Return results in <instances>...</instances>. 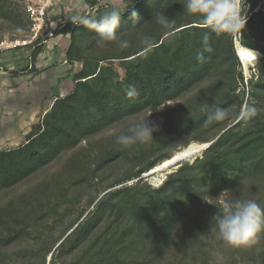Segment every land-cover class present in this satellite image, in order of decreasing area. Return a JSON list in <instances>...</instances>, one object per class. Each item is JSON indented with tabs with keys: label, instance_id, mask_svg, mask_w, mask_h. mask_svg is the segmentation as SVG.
I'll list each match as a JSON object with an SVG mask.
<instances>
[{
	"label": "trees",
	"instance_id": "trees-1",
	"mask_svg": "<svg viewBox=\"0 0 264 264\" xmlns=\"http://www.w3.org/2000/svg\"><path fill=\"white\" fill-rule=\"evenodd\" d=\"M85 1L81 16L93 17L102 0ZM128 1L117 28L127 48L98 45L94 30L71 20L52 29L69 34L66 60L81 67L70 71L72 88L55 98L24 140L0 149V197L67 155L50 178L0 204V264H264V231L256 244L234 247L219 238L212 219L225 189L264 208V2L242 0L244 28L224 33L189 15L185 0ZM26 10L0 0V43L7 33L29 35ZM157 12L174 19L171 30L153 20ZM48 32L47 26L15 47L30 46L33 62ZM204 34L211 51H204ZM235 40L260 55L247 98L239 87L244 76ZM104 61L118 62L123 75L107 76ZM25 71L38 72L28 65L9 70ZM129 86L136 96L126 95ZM170 102H179L175 110L161 108ZM244 103L255 105V117H240ZM217 107L228 118L209 122ZM148 112L159 126L154 140L118 144L116 137ZM212 140L201 157L183 160L158 187L141 177L179 146ZM83 192L92 208L74 216Z\"/></svg>",
	"mask_w": 264,
	"mask_h": 264
},
{
	"label": "crops",
	"instance_id": "crops-1",
	"mask_svg": "<svg viewBox=\"0 0 264 264\" xmlns=\"http://www.w3.org/2000/svg\"><path fill=\"white\" fill-rule=\"evenodd\" d=\"M129 4L128 0H102L100 8L118 6L122 10ZM85 9V0H54L46 19L49 27L54 28L71 20L73 15H81ZM69 43V34L49 36L33 62L30 46L0 47V149L20 144L31 126L50 109L55 98L72 88L70 71H77L81 62L66 60ZM26 65L33 66L38 72L25 71L18 75L9 72Z\"/></svg>",
	"mask_w": 264,
	"mask_h": 264
},
{
	"label": "clouds",
	"instance_id": "clouds-1",
	"mask_svg": "<svg viewBox=\"0 0 264 264\" xmlns=\"http://www.w3.org/2000/svg\"><path fill=\"white\" fill-rule=\"evenodd\" d=\"M184 9L189 15L197 17L200 23L212 32H240L247 21V17L241 15L240 0H185ZM131 16L138 17V14L133 11ZM153 20L165 30H171L174 26V19H170L165 13L157 12ZM71 21L82 23L94 30L98 36V45L115 42L121 48L129 46V41L121 39L117 33L121 21V13L117 8L107 10L98 17L73 15ZM144 42L148 43L149 38L145 37ZM202 43L204 51H211L207 34L203 35ZM201 57L202 53H198V58ZM137 94L134 86H129L126 90L128 97ZM257 113L255 105H245L239 115L242 119H251ZM227 118V110L219 107L208 115L209 122H220ZM158 130L159 126L146 118L129 126L126 132L116 137V142L125 147L138 142L147 144L154 140L153 134ZM232 192L231 189L222 192L225 200L222 208L212 217L215 222L214 228L219 238L230 246L254 245L259 234L264 231V208L256 200L240 199L230 195Z\"/></svg>",
	"mask_w": 264,
	"mask_h": 264
},
{
	"label": "rangeland",
	"instance_id": "rangeland-1",
	"mask_svg": "<svg viewBox=\"0 0 264 264\" xmlns=\"http://www.w3.org/2000/svg\"><path fill=\"white\" fill-rule=\"evenodd\" d=\"M11 1L15 2L16 4L18 3V4H21V5H24L27 8V4H29L31 1H34V0H11ZM241 1L242 0H240V8H241ZM263 2H264V0H261L259 4H261ZM113 5H114V3H113ZM130 6H131V3L127 7L124 6L122 8V10H120L119 8H117L118 6H116V8L119 9V11L121 13L122 11H125ZM113 8H115V7L112 6V7H109V8L108 7L100 8L98 10L99 13L95 14L93 17H98L99 15H101L102 13H104L105 11L110 10V9H113ZM31 27H32V25H31ZM31 34H32V30L30 29V33H29L28 36L25 37V39H29L30 36H31ZM13 37H15V36H11L9 33L4 34L3 40L0 43V47L2 49L9 48V47H15L16 46L15 44H18L16 42L17 40L20 41V40L24 39V38H20V37L19 38L12 39ZM235 42H236V46H237V44H239V42L236 41V40H235ZM254 54H255V59H253L252 61H250L246 65H244L242 63V61L239 59V57H238L239 62H240L239 69H241V71L243 73V76H244V86L242 84H239V87L241 89L244 88L246 90V98L249 97L248 95H249L250 90H251L250 89V85H248L249 84V81L248 80L252 77L253 74H255V78H257V70H256L255 67H256V62H257L258 58L260 57V55H259V52L256 51V50H254ZM102 65L104 67H106L105 73H106L107 76H114V74H116V73H118V75H120V76L123 75V70H122V68L119 67L118 62H116V61H112V62L104 61L102 63ZM178 103L179 102H172V103L170 102V103H167L165 106H163L161 108H165L168 111H171V108L173 110H175L176 108H173V106L177 105ZM245 105L246 104L244 103L243 106H242V108ZM197 107H198V104H197ZM242 108H241V110H242ZM235 113H236V108H232L231 111H230V114L231 115H234ZM149 115H151L149 112L142 114L139 117L138 121L139 120L141 121V120H144V119L148 118ZM124 125H126V124H124ZM124 125L118 126L116 129L118 130L119 128H121ZM112 132H114V131L111 130L110 132H108V134H110ZM191 143H198V142L192 141ZM179 147H181V146H179ZM173 152H175V151H173ZM202 154L199 155L198 157H201ZM66 155L67 154H65V156H63L60 160L56 161L55 163L51 164L49 167L45 168L43 171L39 172L37 175H35L34 177H32L29 181H27V182H25L23 184H20L16 189L11 190L10 192H7V193L3 194L0 197V204L6 203L7 199H11V197H16L21 192H23L25 189L35 186V184L37 182L41 181L42 179H48V178H50V176H51V174L53 172H55V171H57V170L60 169L62 162H64V160L66 158ZM194 159H191L189 161L192 162ZM124 165L125 164H122L123 167H124ZM177 167H178V165L177 166H171L168 169H165V170H163L160 173H158L157 171L156 172H153V173H148L149 171H147V172L143 173L141 175V177H143L144 180H146L153 187H158L163 182V180L166 178L167 173L173 171ZM108 179H111V176H108ZM85 193L86 192H83V196L81 197V200L79 201V203L76 204L75 208L72 210L74 216L77 215L78 212L80 210H82V209H86L87 208L88 210H90L92 208V205L88 207V204H87V201L88 200H87V196L85 195ZM224 200H225V196L221 192V194H220V201L221 202H224ZM69 217H72V216L70 215ZM56 225H60V224L58 223ZM64 225H65V223H64ZM215 252H217L216 248H215Z\"/></svg>",
	"mask_w": 264,
	"mask_h": 264
},
{
	"label": "built area",
	"instance_id": "built-area-1",
	"mask_svg": "<svg viewBox=\"0 0 264 264\" xmlns=\"http://www.w3.org/2000/svg\"><path fill=\"white\" fill-rule=\"evenodd\" d=\"M54 0H34L27 4V12L32 21V34L29 39L17 40V45H27L40 35L49 24L47 22L48 9L53 5ZM53 28L49 27L48 37L53 35Z\"/></svg>",
	"mask_w": 264,
	"mask_h": 264
},
{
	"label": "bare ground",
	"instance_id": "bare-ground-1",
	"mask_svg": "<svg viewBox=\"0 0 264 264\" xmlns=\"http://www.w3.org/2000/svg\"><path fill=\"white\" fill-rule=\"evenodd\" d=\"M237 51H238V55H239V59L242 61V63L244 65L248 64L250 61H252L253 59H255V54H254V50L248 49L246 47H243L240 44H237L236 46ZM188 148H184L183 150L178 149L177 151H175L173 153V156L170 159H174L176 157H181V161L183 160H191L194 159L195 157L197 158L199 155H201L204 152V145L203 143H192L190 145H188ZM195 158V159H196ZM166 160L163 163V166L161 165V168L157 170L158 173L162 172L165 169H168L169 167L173 166V165H167L164 166L166 163H168V161L170 160Z\"/></svg>",
	"mask_w": 264,
	"mask_h": 264
},
{
	"label": "water",
	"instance_id": "water-1",
	"mask_svg": "<svg viewBox=\"0 0 264 264\" xmlns=\"http://www.w3.org/2000/svg\"><path fill=\"white\" fill-rule=\"evenodd\" d=\"M236 54H237V56L239 57V55H238V51H237V48H236ZM213 142V140L212 141H210V142H205V143H203V145H204V149H206L211 143ZM189 146H187L186 148H188ZM179 149H182V147H179ZM174 153V152H173ZM194 161V160H193ZM181 163V157H176V158H172V159H170L169 161H168V163H166L164 166H167V165H173V166H177V165H179ZM163 164L164 163H162L161 165L163 166ZM161 165H157V166H155L154 168H152V169H150L149 170V172L148 173H153V172H156L158 169H160L161 168ZM50 258V256L48 257V259Z\"/></svg>",
	"mask_w": 264,
	"mask_h": 264
}]
</instances>
